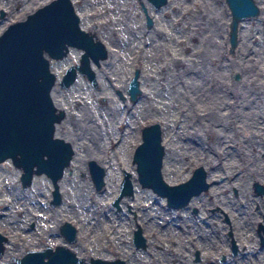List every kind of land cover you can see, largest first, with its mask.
Segmentation results:
<instances>
[{
  "label": "rangeland",
  "instance_id": "obj_1",
  "mask_svg": "<svg viewBox=\"0 0 264 264\" xmlns=\"http://www.w3.org/2000/svg\"><path fill=\"white\" fill-rule=\"evenodd\" d=\"M46 1L0 0L4 11L0 33ZM72 2L80 27L101 40L108 54L98 65L91 62L97 86L79 73L68 87L57 83L65 68L79 61L81 49L69 47L62 58H50L56 75L51 94L65 110L55 134L73 143L71 171L65 170L58 180L61 201L52 206V183L45 174L33 175L31 184L23 188L20 168L8 158L0 162V232L8 237L0 264H14L13 256L48 244L68 246L85 257L82 264H88L89 256L120 257L126 264H209L205 256L201 263L192 262V251L198 247L202 254L208 252L207 225L220 221L218 213L200 209L192 215L186 209L167 208L164 197L137 181L132 152L140 142L141 127L157 121L165 149L161 174L169 184L185 180L197 164L216 168L209 170L211 178L237 174L235 185L260 172L264 167V0L258 2L259 14L239 21L233 48L225 0H167L150 10V26L145 25L140 0ZM135 69L141 93L130 100L127 86ZM90 159L105 167L100 190L89 176ZM122 169L131 172L134 190L116 209L111 202ZM243 197L241 192L232 199ZM230 206L234 223L248 221L246 216L238 219L242 211L238 203ZM65 220L76 227L72 243L59 232ZM135 223L147 237L145 249L132 245ZM153 242L163 249L156 250ZM153 251L165 259L156 262L149 256ZM169 256L185 258L171 263ZM257 256L258 264H264V253Z\"/></svg>",
  "mask_w": 264,
  "mask_h": 264
},
{
  "label": "water",
  "instance_id": "obj_2",
  "mask_svg": "<svg viewBox=\"0 0 264 264\" xmlns=\"http://www.w3.org/2000/svg\"><path fill=\"white\" fill-rule=\"evenodd\" d=\"M160 7L167 0H149ZM230 12L228 41L236 45L239 21L254 17L260 12L255 0H225ZM1 10V14H2ZM146 26L152 24L146 14ZM69 47L81 49L79 61L69 64L57 83L68 87L77 74L85 76L97 86L96 65L108 54L104 43L79 25V16L71 0H50L28 13L24 18L10 22L0 33V162L10 159L20 168V183L29 186L35 174H45L52 183L49 203L55 206L61 201L58 180L64 169L70 170L74 149L70 141L55 134V124L65 116V110L57 107L51 97L56 75L50 69V58H62ZM138 69L131 76L127 92L130 100L141 93ZM165 149L161 142V125L155 121L143 125L140 142L135 146L132 160L135 162L137 181L163 195L166 203L180 207L189 198L207 187L206 171L196 166L190 176L178 183H167L161 174ZM89 174L93 186L100 190L104 185L105 169L90 160ZM133 194L131 173L123 170L117 195L112 205L118 209L119 200ZM65 240L76 239V227L65 220L59 226ZM8 237L0 232V257L4 253ZM135 247L145 246V237L139 225L133 229ZM14 264H82L85 257L63 244L45 245L39 249H27L20 256H13ZM88 264H126L119 257L106 259L88 257Z\"/></svg>",
  "mask_w": 264,
  "mask_h": 264
},
{
  "label": "flooded vegetation",
  "instance_id": "obj_3",
  "mask_svg": "<svg viewBox=\"0 0 264 264\" xmlns=\"http://www.w3.org/2000/svg\"><path fill=\"white\" fill-rule=\"evenodd\" d=\"M46 2L41 3V4L43 5ZM140 7L144 14L145 25H146V18H145L146 14H148L151 17L150 10H153V9L157 10L160 8V7H154L153 4L149 0H140ZM2 12L3 13L1 14V10H0V17L4 15L3 10ZM27 14L28 13H26L25 16ZM152 23H153V19H152ZM88 32L91 33V31L89 30ZM71 144L73 146L72 142ZM90 160H94V159H90ZM90 160H88L86 163L88 172H89L88 162ZM198 165H202V164H197L196 166ZM101 166L103 165L101 164ZM202 166L204 167L206 171L207 187L205 189L201 190L200 192L196 194H193L189 198L187 203H185L184 205L180 207H173V206L168 205L165 199L166 207L172 210L186 209V210H189L192 215H197L200 209L201 210L203 209V211L210 213V214L218 213L217 217L220 221L218 222L213 221L211 222V224L207 225V228L211 230L209 232V235L211 238L207 246L208 252L206 254H202V251H203L202 248L194 247L192 251V257H191L192 262L201 263L202 261H204L203 258L205 256L206 257L205 260H208L209 264H258L257 253L258 252H261L262 254L264 253V167L260 168V172L256 175L248 174L247 176L248 180H246L245 183L235 185L233 184V182L235 181L234 179L237 178L238 176L237 174H230V175L220 174V175H217L211 178L209 170L215 171L216 168L207 169L205 168L204 165ZM135 167H136V164H135ZM195 167L191 169V172L193 171ZM65 170H66V173H70L71 171V170L68 171L67 168L64 169V171ZM123 170L125 169L121 170V179L123 177ZM104 175H105V172H104ZM131 179L132 181L134 180L132 177V174H131ZM104 183H105V180H104ZM118 190H119V185H118ZM133 190H134V186H133ZM241 192L243 193L244 197L242 199H237L234 201V199L232 198L237 197L239 193ZM160 196L164 197L163 195H160ZM204 196H206L205 199L207 200H204ZM124 197H122L119 200L118 209H121L120 201L123 200ZM235 203L236 204L238 203L240 205V208L242 209L241 212L238 211L237 213L238 219H241L242 221L243 217L246 216L248 221L234 223L231 220V215L229 213V210L231 211L233 210L230 205L234 206ZM249 203H250V206H248ZM125 206L127 209H130L129 203H126ZM247 208H250L249 214L247 212ZM134 214L135 212H133V215ZM255 216H256V219L253 220ZM137 225L139 224L135 223L134 228H136ZM141 231H142V228H141ZM201 234H204V233H201ZM144 237H145V246L135 247L132 242V236H131L132 245L136 250L145 249L149 245L147 237L145 235ZM153 245L156 250L163 249V247H161V245L156 242H153ZM251 250H252V253H251ZM149 256L155 257L156 262L159 261V258H160L159 253L156 254L155 251H153V253L149 254ZM182 258H185V256L183 257L169 256L168 259L170 260L171 263H175L177 260L181 261ZM161 259L164 260L165 259L164 256H162L160 260ZM159 264H163V263L161 262Z\"/></svg>",
  "mask_w": 264,
  "mask_h": 264
},
{
  "label": "bare ground",
  "instance_id": "obj_4",
  "mask_svg": "<svg viewBox=\"0 0 264 264\" xmlns=\"http://www.w3.org/2000/svg\"><path fill=\"white\" fill-rule=\"evenodd\" d=\"M255 1H257V3L259 2V0H255ZM147 4V3H146ZM105 59V58H104ZM104 59H101V61L102 60H104ZM55 85H53V87H54ZM53 87H52V89H53ZM52 89H51V92H52ZM53 96V101H54V104L57 106V107H61L60 106V104H58L57 102H56V100H55V97H54V94L52 95L51 94V97ZM60 123V122H59ZM55 131H56V128H55ZM104 166V165H103ZM33 216H35V215H33Z\"/></svg>",
  "mask_w": 264,
  "mask_h": 264
}]
</instances>
